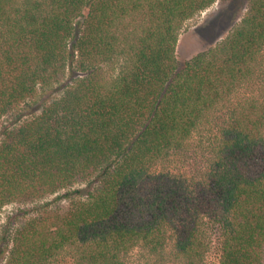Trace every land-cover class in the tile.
I'll return each mask as SVG.
<instances>
[{"label": "trees", "instance_id": "1", "mask_svg": "<svg viewBox=\"0 0 264 264\" xmlns=\"http://www.w3.org/2000/svg\"><path fill=\"white\" fill-rule=\"evenodd\" d=\"M217 1L230 0H0V119L14 114L0 212L19 206L0 222V264H55L76 244L78 264H125L135 247L163 264L169 241L183 264L212 245L219 264H264V105L234 111L198 198L151 174L264 57V0H247L221 40L177 58L184 24ZM128 19L141 24L123 36ZM68 69L60 95L27 108ZM197 200L220 216L199 219Z\"/></svg>", "mask_w": 264, "mask_h": 264}, {"label": "rangeland", "instance_id": "2", "mask_svg": "<svg viewBox=\"0 0 264 264\" xmlns=\"http://www.w3.org/2000/svg\"><path fill=\"white\" fill-rule=\"evenodd\" d=\"M246 4L247 0L217 1L188 20L184 24L179 36L175 52L177 58L180 61L190 59L197 52L209 47L212 42L215 43L217 40H221L240 21L241 16L246 12ZM140 24V21L134 22L128 19L122 24V26H127V28L122 30L123 36L137 30ZM213 28L218 30L222 36L216 35L217 37L214 39L213 35L209 34ZM116 69L120 70L121 65L117 64L115 71ZM70 73L71 70L68 69L64 83L55 85L54 91L50 94L38 95L36 104L31 101L29 103L30 106H27V108L42 104L45 100H49L51 96L60 95L64 86L66 87L72 83ZM249 103L264 105L263 56L255 63L253 73L233 85L226 97L210 112L207 120L199 124L194 135L186 141L183 150L175 151L168 157L160 160L153 166L151 174L179 180L195 198H198L200 189L204 188V179L208 178L207 176L213 169L216 155L215 145L223 127L232 119L236 109ZM21 107L25 108V105ZM13 121V113L0 119V138L5 125L11 124ZM82 193H86V191L83 190ZM50 199L52 197L48 198V200ZM197 204L198 206L195 208L194 215H197L199 219L201 217L204 221L214 219V217L217 219L221 214L207 200H197ZM31 206L34 209L35 204H31ZM18 208L19 206L16 203L6 205L0 212V222H4L6 217L18 210ZM212 246L205 256V264H219L220 249L217 245ZM80 248H82V245L66 246L57 256L55 264H78L82 254ZM172 248V241H169L167 257L163 264H183L181 259L179 261L175 259ZM156 257V255L151 254L142 247H135L124 256V260L125 264H154L157 262Z\"/></svg>", "mask_w": 264, "mask_h": 264}]
</instances>
